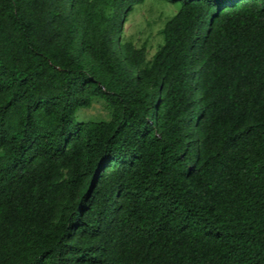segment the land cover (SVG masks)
Returning a JSON list of instances; mask_svg holds the SVG:
<instances>
[{
	"label": "trees",
	"instance_id": "16d2710c",
	"mask_svg": "<svg viewBox=\"0 0 264 264\" xmlns=\"http://www.w3.org/2000/svg\"><path fill=\"white\" fill-rule=\"evenodd\" d=\"M144 1L0 0V264H264V0Z\"/></svg>",
	"mask_w": 264,
	"mask_h": 264
},
{
	"label": "rangeland",
	"instance_id": "374dc122",
	"mask_svg": "<svg viewBox=\"0 0 264 264\" xmlns=\"http://www.w3.org/2000/svg\"><path fill=\"white\" fill-rule=\"evenodd\" d=\"M180 2L169 3L163 0H145L136 3L127 13L121 28L120 40L131 41L136 46L145 45L147 58H150L162 42L160 30L164 23L179 8ZM108 112L100 101L76 112L79 120L106 119Z\"/></svg>",
	"mask_w": 264,
	"mask_h": 264
}]
</instances>
